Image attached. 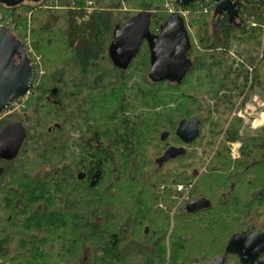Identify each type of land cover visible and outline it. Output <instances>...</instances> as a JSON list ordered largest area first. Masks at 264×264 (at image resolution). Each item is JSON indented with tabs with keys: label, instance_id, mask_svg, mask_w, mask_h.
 <instances>
[{
	"label": "trees",
	"instance_id": "trees-1",
	"mask_svg": "<svg viewBox=\"0 0 264 264\" xmlns=\"http://www.w3.org/2000/svg\"><path fill=\"white\" fill-rule=\"evenodd\" d=\"M234 1V18L215 12L214 0L172 1L189 11L176 14L189 42L179 79L150 77L146 39L125 66L110 53L114 31L141 12L156 34L173 15L164 0H59L62 11L36 26L31 15L46 0L0 3V25L34 69L26 108L0 119V129L11 120L26 129L19 152L0 159V264H76L83 257L84 264H210L218 255L244 264L225 248L232 234L264 231V126L242 134L231 113L237 98L242 107L264 81V0ZM27 29L38 65L23 42ZM233 44L238 61L228 57ZM197 72L214 87L203 112L184 106L198 103L182 90ZM176 92L179 122L198 116L199 134L210 125L203 145L201 134L183 143L170 117L163 130L158 114L147 115ZM236 140L240 157L233 160L227 143ZM168 147L184 151L160 162ZM255 153L259 158L241 167ZM179 184L191 185L187 199Z\"/></svg>",
	"mask_w": 264,
	"mask_h": 264
},
{
	"label": "water",
	"instance_id": "water-1",
	"mask_svg": "<svg viewBox=\"0 0 264 264\" xmlns=\"http://www.w3.org/2000/svg\"><path fill=\"white\" fill-rule=\"evenodd\" d=\"M175 1L186 5L198 0ZM214 2L215 12H227L231 18L238 15L239 7L234 0H214ZM0 3L11 6L20 2L19 0H0ZM177 17L179 16L173 14L169 19ZM148 19V13L141 12L127 21L121 29L114 31L110 53L117 65L125 66L138 51L141 41L146 39L151 52V71L155 72V64L162 68L168 67L167 63H170L172 59L174 46L155 38V34L149 32ZM11 64L13 69L9 66ZM33 73V67L23 51L22 44L8 29L0 25V116L11 101L21 98L29 91ZM180 76L176 75L175 79H179ZM199 123V117L196 115L189 119H182L176 128L177 137L185 144L191 143L199 136ZM166 135L167 133L164 132L162 139ZM25 136L26 129L21 122L11 121L5 124L0 129V159H12L19 152ZM183 151L182 147H168L163 151L159 161L172 158ZM80 175L79 177H82L83 172ZM225 252L236 254L240 262L244 264H264V259H260V255L264 253V231L255 233L248 228L245 232L232 234L227 241ZM85 259V257L81 258L76 264H84ZM210 264H225V256H215Z\"/></svg>",
	"mask_w": 264,
	"mask_h": 264
},
{
	"label": "rangeland",
	"instance_id": "rangeland-1",
	"mask_svg": "<svg viewBox=\"0 0 264 264\" xmlns=\"http://www.w3.org/2000/svg\"><path fill=\"white\" fill-rule=\"evenodd\" d=\"M19 2H23L26 4H35L37 1L36 0H19ZM172 0H164L163 5L167 6V4H170V6L168 7V11L170 12V10L174 11L175 9H178V7L176 6H172L171 5ZM87 4H91V2H87ZM123 4V3H122ZM123 6V10H131V11H137L138 9H134L132 7H129L127 5H122ZM64 8V6L59 5V0H53L51 1L49 6H43V8H40V10L36 11L35 14H32L31 17L34 26H36V24H38L40 21L42 20H47L48 22H52L53 18L55 17V15H57L58 13H60V11H62V9ZM91 6L88 9V11H91ZM183 14L182 16H186L188 14V10L183 9ZM30 17V15L28 16ZM32 25V24H31ZM23 32V31H22ZM190 32L193 35L194 34V29L190 28ZM22 38H23V42L25 47H27L30 44L31 41V36H29V31L28 29L22 33ZM155 38L160 39V40H164L168 43H171L174 46V52L172 53V59L170 60V63L168 64V67H161L160 65H154V70L155 72L150 73V77L152 79H160V78H169V79H175V75L180 76L182 74V72L184 71V69L187 67V65L189 64L188 59L185 56V52L186 49L188 48L189 42H188V37H187V29L184 25V21L182 20L181 17H177L176 19H169L168 21H166L165 23H163L161 25V27L159 28L158 32L155 34ZM195 38V37H194ZM30 46V45H29ZM31 47V46H30ZM18 49V48H17ZM21 49V48H19ZM32 50V49H31ZM231 53L228 52L229 56L231 58H234L236 61L238 58V55L236 54V44H233L229 50ZM40 55H36V57ZM38 65V64H37ZM11 69H13V65H9ZM130 74H132V79L134 80H139L141 78V74L139 72H135L133 68L129 70ZM40 74L44 73V70L41 68V70L39 71ZM200 72H197L196 76L194 77V79L190 82L189 85H185L184 87H182V90L185 91L186 93L190 94V95H195L196 98L198 99V103L197 105H193L192 103H185L184 106L186 108H190L199 112H203L204 109L203 107H205L206 105H212L213 101L211 99V92L210 89L214 88L212 86V83L209 81H206L205 78L201 77ZM202 74V73H201ZM200 78V79H197ZM200 80V81H199ZM159 86V85H157ZM260 91L259 92H255L253 94H251L249 96L248 99H246V101H244L241 109H244L246 105H251V104H256V102H260L263 103V110H264V81L262 82L261 86L259 87ZM179 92V89L178 91ZM174 93L176 96L175 98L173 97V95H169L168 97L165 98V100H162V102L160 103L159 106L156 107V109L152 110V109H147V115H151L154 114H158L159 116V126L162 127V129L164 130V128L167 127V123L169 122L168 117H170V121L171 124H173V122H175L178 126L179 123V93ZM222 92L219 93V95ZM162 96V95H161ZM27 97V96H26ZM26 97L24 96L22 99H20L19 101H16L15 104L9 106V108H7L3 114L0 116V119L3 118H9V119H14L17 116L16 115H12L10 116L13 112H16L18 110H21L23 108H26L27 106V101ZM177 98V99H176ZM239 98H237L236 100V108L233 109L232 113H231V117H237L241 120L242 122V128L240 133L242 134H257L262 127L264 126V123L260 124V125H252L253 124V120H252V114H245L243 112V114L246 116V119L244 120L243 118H240L237 116L236 111L239 108V105L241 104L242 100H243V96L240 98V100L238 101ZM181 112V111H180ZM264 112V111H263ZM19 113V112H18ZM212 118H217V114H211ZM249 118V119H248ZM261 120V118L257 117V121L255 123H259V121ZM254 123V124H255ZM176 126V128H177ZM209 127L210 125L207 124V122H204L203 125L201 126V137H203V139L200 137V145H203V143L211 136L209 134ZM199 134V136H200ZM77 136V133H74L73 137ZM198 138V137H197ZM219 139L220 136H219ZM227 145L229 146V152L231 153L233 152V155H231V157L233 159H235L236 156H240L239 154V147L241 145V142L239 140L236 141H232V142H228ZM73 150H76L77 148L75 146H72ZM260 153H255L251 156V159L245 160L241 163V167H243L244 165H246L248 162H250L252 159H257L259 158ZM49 170V167L44 166L42 168V171H47ZM42 171H38V174H41ZM259 211H260V221L264 220V206L263 207H259Z\"/></svg>",
	"mask_w": 264,
	"mask_h": 264
},
{
	"label": "built area",
	"instance_id": "built-area-1",
	"mask_svg": "<svg viewBox=\"0 0 264 264\" xmlns=\"http://www.w3.org/2000/svg\"><path fill=\"white\" fill-rule=\"evenodd\" d=\"M51 1H53V0H46V3H45L44 6H49ZM171 5L172 6L174 5L173 2L171 3ZM167 6H170V4H167ZM170 12L171 13H178V14H181V15L183 14V11H182L181 7H178V9H175L174 11L170 10ZM254 24L255 23H253V22L251 23V25H254ZM27 52L31 54L30 58L32 60V63L34 65H37L40 58H39V56L36 57V55L32 52L31 47L29 45L27 46ZM22 98L23 97L14 99L12 102L9 103V106L15 104L16 101H19ZM263 111H264L263 110V103L256 102V104L246 105L244 109H241V107H239L238 110L236 111V114H237L238 117L243 118L244 120L246 119V116L243 114V112L246 115L247 114H252V117H251L252 120H253V124L252 125L256 126V125H260V124L264 123V112ZM257 117L261 118L259 123H255L257 121ZM233 152L234 151L231 152V155H233ZM190 186L191 185L179 184V185L176 186V191L178 193L179 192L182 193V198L187 199L189 197Z\"/></svg>",
	"mask_w": 264,
	"mask_h": 264
},
{
	"label": "flooded vegetation",
	"instance_id": "flooded-vegetation-1",
	"mask_svg": "<svg viewBox=\"0 0 264 264\" xmlns=\"http://www.w3.org/2000/svg\"><path fill=\"white\" fill-rule=\"evenodd\" d=\"M169 58H170V57H169ZM175 76H176V75H175ZM8 108H9V107H8ZM11 121H13V120H11ZM11 121H10V122H11ZM7 123H8V122H7ZM7 123H6V124H7ZM178 123H179V122H178ZM167 135H168V134H167ZM239 157H240V156L238 155V156L235 157V159H237V158H239ZM232 159H233V158H232ZM233 160H234V159H233ZM261 260H263V259H261Z\"/></svg>",
	"mask_w": 264,
	"mask_h": 264
}]
</instances>
